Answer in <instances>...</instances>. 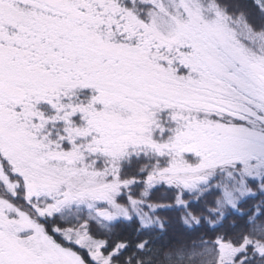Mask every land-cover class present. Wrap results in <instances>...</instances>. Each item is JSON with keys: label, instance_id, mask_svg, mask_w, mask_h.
<instances>
[{"label": "snow or ice", "instance_id": "1", "mask_svg": "<svg viewBox=\"0 0 264 264\" xmlns=\"http://www.w3.org/2000/svg\"><path fill=\"white\" fill-rule=\"evenodd\" d=\"M0 264H264V0H0Z\"/></svg>", "mask_w": 264, "mask_h": 264}]
</instances>
